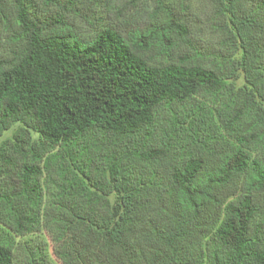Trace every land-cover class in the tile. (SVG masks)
<instances>
[{
    "label": "trees",
    "instance_id": "trees-1",
    "mask_svg": "<svg viewBox=\"0 0 264 264\" xmlns=\"http://www.w3.org/2000/svg\"><path fill=\"white\" fill-rule=\"evenodd\" d=\"M5 133L0 264H264V0H0Z\"/></svg>",
    "mask_w": 264,
    "mask_h": 264
},
{
    "label": "rangeland",
    "instance_id": "rangeland-1",
    "mask_svg": "<svg viewBox=\"0 0 264 264\" xmlns=\"http://www.w3.org/2000/svg\"><path fill=\"white\" fill-rule=\"evenodd\" d=\"M242 84V79H239V81L237 82V85H241ZM10 134L9 133H5L4 136L2 138H0V142L2 141V139H4L5 137H8ZM226 259L225 257H223L222 259H219V261H214V262H208L207 264H226Z\"/></svg>",
    "mask_w": 264,
    "mask_h": 264
}]
</instances>
